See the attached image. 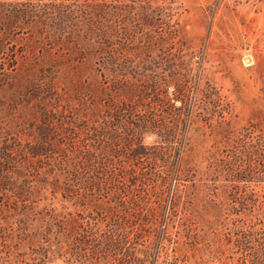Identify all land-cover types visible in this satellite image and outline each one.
Masks as SVG:
<instances>
[{
	"label": "rangeland",
	"instance_id": "rangeland-1",
	"mask_svg": "<svg viewBox=\"0 0 264 264\" xmlns=\"http://www.w3.org/2000/svg\"><path fill=\"white\" fill-rule=\"evenodd\" d=\"M169 1L0 0V264H97L89 258L74 262L66 251L71 245L74 248L75 238L86 236L89 227L98 235L104 233L107 224L113 223V214L116 220L124 218L119 232L134 229L143 236L140 248L155 249L162 237L156 264H241L229 241L228 228L233 224L227 221L236 216L227 217L225 207L231 201L232 188L223 189L228 181L221 175V161L230 154L234 140L246 137L249 131H253L249 138L254 139L264 132V0H173L176 8L171 21L180 16L186 47L176 38L170 51L164 50L184 54V73L190 68V85L187 97L177 92L175 83L166 87L169 97L176 99L175 107L165 114L166 107L154 105L150 110L154 123L146 126L141 137L143 153L137 155L135 150L141 148L133 145L120 157L142 179L129 173L123 182L138 199L131 215L119 207L114 212L115 202L109 196L66 194L63 185L69 177L72 190L79 184L70 170L51 158L61 161L64 157L59 132L69 126L80 132L89 128L101 117L102 108L97 110L96 103L102 107L110 94L119 99L115 95L120 91L111 92L113 86L99 72L92 78L96 65L89 57L81 63V55L73 62H59L63 69L70 66L65 75L48 64L27 68L21 57L31 42L40 40L46 47L52 46L47 39L52 33L47 31L55 17L58 23L70 19L68 31L78 34L92 33L87 24L95 22L100 27L97 32L113 28L120 35L126 28L123 22L140 17L148 11V4L157 14ZM85 2L101 5L79 11L77 4ZM60 3L69 4L70 15L55 11L54 5ZM158 15V20H165ZM43 19L45 24L36 23ZM53 27L60 29L59 24ZM119 45L136 47L131 42ZM29 49L26 51L31 52ZM60 49L51 47L50 51L57 55ZM36 53L39 56L41 49ZM80 64L84 74L78 80L73 66ZM199 65L201 80L195 90ZM207 88L221 98L207 95ZM181 140L182 176L178 180L170 176L164 182V155L160 152L169 151V145L179 146ZM168 155L173 164L177 152L172 148ZM171 168L168 165L167 170ZM248 185L259 192L264 186H257L256 181ZM220 203L225 207H219ZM150 208L152 212L146 213ZM134 234L129 236L132 242ZM126 247L131 250L132 245L126 243Z\"/></svg>",
	"mask_w": 264,
	"mask_h": 264
},
{
	"label": "trees",
	"instance_id": "trees-1",
	"mask_svg": "<svg viewBox=\"0 0 264 264\" xmlns=\"http://www.w3.org/2000/svg\"><path fill=\"white\" fill-rule=\"evenodd\" d=\"M98 4L100 3L85 2L81 5L77 4V8L81 11L84 6L94 5L93 7H95ZM173 4V0L167 2L157 14L148 4V11L143 12L140 17L131 16L123 22L126 28L120 35L113 28H105L97 32L96 30L100 27L98 24L94 25L95 22L87 24L92 29V33L78 34L68 31L72 25L70 19L61 20V23H58V17H55V22L52 20V28L47 31L52 33L53 40L50 39L51 36L47 38L48 41H51L52 46L46 47L39 40L31 42L32 45H27V49L30 48L31 52L26 49L21 53V57H24V64L29 65L27 68L48 64L54 66L52 68L58 69L59 74L64 75L70 72V66L68 69H63L59 67V62H73L76 61L75 58L78 55H81L82 59L79 62L81 63L84 58L89 57L96 65L92 78H96L95 75L99 72L106 82H109L107 84L113 86L110 89L111 92L120 91L115 95L120 97L119 99L110 94L111 97L105 101L102 107L95 102L94 98L93 103H96V109L102 108L100 110L101 117L93 121L88 126L89 128L85 126L80 132L69 126L64 129L65 131L57 134L58 139L61 140L60 143L64 142L65 145L61 151V155L64 157L61 161L58 160V157L54 158L53 155L51 158L59 163L64 170L68 172L70 170V175L74 177L73 181L79 184V188H75L74 184L75 189L72 190L70 184L72 178L66 176V178L69 177L63 185L66 194L75 191L77 195L81 194L82 196L87 195L88 192L97 198L103 196L105 199V196H109L115 202L114 212L119 207V211L122 210L128 215H131L135 210L134 206L138 205L136 195L123 182L129 173L136 176L134 179H140V181H142L141 176L137 174L134 166L131 167L132 164L128 165L120 157L123 155L124 149L127 151L133 145H137L135 148H141V151L135 150L137 155L143 153L141 137L146 126L154 123V117L151 116L150 111L154 105L160 103L166 107L165 114L170 108L175 107L176 99L169 97L166 87L175 83L177 92L187 97L190 85V68H187L188 74L184 73L186 63L183 59L184 54H170V52L166 54L165 52V50L170 51L169 45L176 38L180 43L182 41V45L186 47L184 27L179 21L180 16L177 21H171L174 17L172 12L176 8L173 7ZM54 6L55 11L60 13L63 10V13L70 15L69 4L60 3ZM158 14L163 15L165 20H158ZM45 22V19L36 21L37 24H45ZM58 24L60 29L56 31L53 26ZM166 25L169 26L166 27ZM159 27H163V29L158 30ZM113 31L115 33L111 35ZM130 42L136 44V47L126 48L128 46L125 45L123 48L119 45V43ZM51 47L62 49L58 50L57 55H52ZM37 49H41L39 56L36 53ZM157 49H161V52H157ZM154 63H157L156 66L159 69H155ZM73 67L77 72L76 77L81 80L84 74L83 66L80 64ZM201 69L202 65L196 74L195 79L197 80L193 84L195 90L198 89L201 80ZM209 86L208 84L207 87ZM206 93L209 96L215 94V99L221 98L219 94L214 93L212 88H207ZM178 117L180 116L178 115ZM187 122L188 120L185 121V123ZM88 130L89 132L85 133ZM125 132H129L131 138L128 139ZM251 132L253 131H249V134L242 139L234 140L235 144L230 154L221 161L224 168L221 175L228 181L223 184V189L232 188V190L231 201L228 205L226 207L222 203L218 205L221 208L225 207L228 211V219L231 216H236L232 222L227 221V223L233 224L231 228H228L229 241L236 248L238 262L241 264H264V186L259 192L248 185L254 181L257 182V186L264 185V132L261 131L255 139L249 138ZM172 148L177 152V158L173 164H170L168 153ZM166 149L169 151L160 152L162 156L164 155V182L169 180L170 176L174 180H178L179 176H182L179 165L183 141L181 140L179 146L169 145ZM70 151H74V155ZM73 157L74 159H72ZM244 163L247 164L245 167ZM168 165H173V168L167 170ZM58 181L59 179H56V182ZM240 182L242 186L241 184L237 185ZM81 188H83L82 191ZM152 210L153 208H150L146 213L152 212ZM118 219L116 220V215L113 214V223H108L106 231L100 235L94 231V227H89L86 236L75 238L74 248L71 245V249L66 253L69 255L71 253L74 262L80 263L86 262L89 258L97 261V264H152L153 262L156 264L160 258L159 246L162 237L155 249L147 246L140 248L139 245L144 246V243H140L143 236L134 229L126 233L119 232L117 228L122 227L124 218L119 216ZM132 233H135L133 242L129 237ZM69 236L72 237V234L69 233ZM126 243L132 245L131 250L130 247L125 248ZM90 247L91 249H89ZM141 254L143 257L145 255V258L141 257Z\"/></svg>",
	"mask_w": 264,
	"mask_h": 264
}]
</instances>
